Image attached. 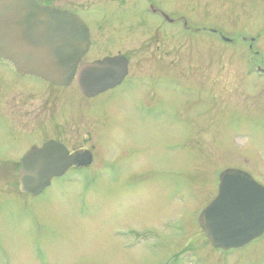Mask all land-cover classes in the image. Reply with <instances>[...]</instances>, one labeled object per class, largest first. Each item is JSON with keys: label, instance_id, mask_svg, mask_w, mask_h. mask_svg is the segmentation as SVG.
Returning <instances> with one entry per match:
<instances>
[{"label": "rangeland", "instance_id": "rangeland-1", "mask_svg": "<svg viewBox=\"0 0 264 264\" xmlns=\"http://www.w3.org/2000/svg\"><path fill=\"white\" fill-rule=\"evenodd\" d=\"M150 1L216 32L180 29L176 42L162 40L143 15ZM116 2L126 17L109 33L93 27L84 61L126 56L121 86L88 101L76 82L29 78L49 93L25 94L30 111L12 114L22 135L0 112V264H264V239L224 253L199 223L226 170L264 187V0ZM0 73L14 77L9 64ZM45 133L89 148L95 161L26 196L18 164Z\"/></svg>", "mask_w": 264, "mask_h": 264}, {"label": "water", "instance_id": "water-1", "mask_svg": "<svg viewBox=\"0 0 264 264\" xmlns=\"http://www.w3.org/2000/svg\"><path fill=\"white\" fill-rule=\"evenodd\" d=\"M89 46V30L80 17L33 0L0 1V59L12 62L18 73L56 86L67 87L76 80L87 98L120 86L129 73L127 59L119 56L81 64ZM91 164L89 152L70 156L64 146L49 142L23 158L19 191L38 197L70 167ZM199 223L215 250L247 246L264 235V187L246 172L226 170L217 198L203 211Z\"/></svg>", "mask_w": 264, "mask_h": 264}, {"label": "flooded vegetation", "instance_id": "flooded-vegetation-1", "mask_svg": "<svg viewBox=\"0 0 264 264\" xmlns=\"http://www.w3.org/2000/svg\"><path fill=\"white\" fill-rule=\"evenodd\" d=\"M33 1H36L39 5L43 7H48V8H52V9H56L59 11H64V12L77 15L86 23L88 30H89L90 46H89V49L86 55L81 60V63L96 62V61H100L106 58L123 56L127 59L128 67H129L130 65L129 59L120 53H118L117 55L107 54V55H104L103 57L97 56V57H94L92 61H84V59L90 55L92 51V47L96 45V42L94 40L95 38H94L93 27L94 29L97 28V30L100 33H109L112 30L116 29L117 27H120V24H122V20H124V17H126V15L124 11H121L125 9L121 3L118 4L116 0H90V1L89 0H33ZM86 1H89L90 3L89 2L86 3ZM99 1L101 2L104 1V4L99 3ZM105 3H108V4H105ZM99 6L106 9L105 14L97 15L95 13L96 7H99ZM149 7H150V12L148 9L144 10V14H143L144 17H147V18L149 17L157 22L158 26L156 28L158 31L161 32L159 38H162V40L166 39L167 42H170V43H173L174 41L176 42L177 34L179 33L180 29L190 30L192 28L195 32H198V33L205 32V31L216 32V29H213V25H210L208 23L189 24V22H185V23L180 24L179 22L181 19H179V17L176 14L169 13L168 11L165 10V8H163V6H160L158 3L156 5L155 1H150ZM132 17L133 16H131L130 18ZM3 64H9L11 66L14 72V77L10 78L6 76L5 74L0 73V76L6 77V79L2 78L0 80V112H2L5 118L8 121H10V125L12 126L14 131L22 135V132L18 130V128L14 124L15 118L13 117L12 114L16 112H23V111L29 112L30 111L29 109L25 110V108L27 107L30 108V106H28V100L26 99L25 94L27 95L28 98H32L35 93H39L40 95H45L49 93V91L41 92L38 89L30 86L24 81H26V79L28 80L29 78L33 79L36 77L25 75V74H20L17 72V70L14 68L11 62L6 61L4 59H0V65H3ZM128 77H130L129 74L127 78ZM37 79L47 83L50 86L56 87V88H68L73 83L76 82L74 81L70 86L65 87V86H56L40 78H37ZM101 95L103 94H100L94 98H87L82 94V96L88 101L95 100ZM46 132L48 133L49 131H46ZM47 133L41 136V140L38 141V143L33 144L30 148H28L24 152L18 164L17 177L19 176V171L21 168V162L23 158L26 157L30 152L36 149H42L44 145L52 141L64 146L69 152L70 156H73L77 153H85V152H89L92 155V164L89 167L81 168V167L72 166L64 173L62 178H65L73 174H83V173L85 174L89 170V168L93 165L95 161L94 151L90 150L89 148H80V149L73 150L72 148H70L69 145L66 144V142H64L61 139H57L53 137L48 138L50 136H46ZM23 137L24 136H21V138ZM55 180H59V179H54L51 182L50 187L52 186L53 182H55ZM261 239L262 240L264 239V235L255 241H260Z\"/></svg>", "mask_w": 264, "mask_h": 264}]
</instances>
